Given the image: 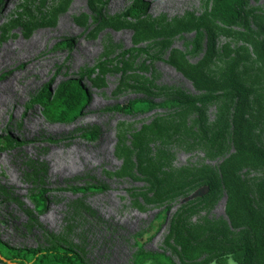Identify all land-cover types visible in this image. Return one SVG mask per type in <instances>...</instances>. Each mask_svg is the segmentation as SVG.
Listing matches in <instances>:
<instances>
[{
	"label": "rangeland",
	"instance_id": "1",
	"mask_svg": "<svg viewBox=\"0 0 264 264\" xmlns=\"http://www.w3.org/2000/svg\"><path fill=\"white\" fill-rule=\"evenodd\" d=\"M134 1L4 0L0 5V49L10 40L28 46L41 33L30 56L51 55L54 59L42 76L21 89L14 104L0 111V240L7 245L41 248L57 239L72 245L89 264H131L140 249L164 252L175 264H202L207 254L185 257L171 233L179 213L192 223L220 221L235 237L243 228L231 223V197L224 187L205 205L196 204L198 189L166 200L154 198L137 170L133 135L169 111L153 108L124 113L112 107L133 99L157 101L176 92H203L170 64L169 58L176 56L192 66L202 63L204 73L212 77L227 76L230 63L236 62L235 72L251 93L255 108L263 111L264 59L257 54L264 47L262 0H248L246 16L231 26L207 16L212 0H138L146 9L136 19L124 15ZM61 20L71 26L69 30L58 29ZM197 32L200 38L195 48ZM64 41L65 47L59 45ZM79 42L86 50L77 56ZM23 67V61L8 63L0 56V86ZM68 78L80 80L88 101L73 120L49 121L32 98L43 85L49 84L53 91ZM217 106L216 101L205 105L209 122L215 119ZM90 107L94 109L87 116ZM30 111L41 124L35 139L20 134ZM194 113L188 114L192 122ZM261 118L256 122L258 129L262 128ZM89 132H95V137L86 136ZM166 140L168 167L174 169L204 164L220 175L223 163L235 150L230 142L223 153L208 156L191 138L170 136ZM150 141L152 150L159 146V139ZM102 143L105 161L95 155ZM77 152L90 156L85 164L78 160ZM238 175L251 187L254 205L262 206L264 212V165L244 166ZM33 176L38 184L31 180ZM86 185L101 188L92 192L77 189ZM36 188L46 190L40 212L29 196ZM77 201L89 206L93 214L77 209ZM26 209L35 211L37 223L28 221ZM255 235V246L264 249L260 244L264 232L262 237ZM230 257L226 255V264ZM144 264H152V260ZM250 264H264V253L256 254Z\"/></svg>",
	"mask_w": 264,
	"mask_h": 264
},
{
	"label": "trees",
	"instance_id": "2",
	"mask_svg": "<svg viewBox=\"0 0 264 264\" xmlns=\"http://www.w3.org/2000/svg\"><path fill=\"white\" fill-rule=\"evenodd\" d=\"M3 1L0 0V5ZM247 1L212 0L207 16L226 26L238 24L246 16ZM262 4L264 7V0ZM145 9L146 5L136 0L125 10L124 15L136 19ZM199 38L200 32H197L193 39L195 48H198ZM59 45L65 47L67 43L60 42ZM257 54L264 59V47H259ZM169 62L204 91L198 95L176 92L157 101L133 99L112 108L124 113L153 108L169 111L163 116L155 117L133 135L137 149V170L148 182V189L154 198L166 200L198 189L194 194L196 204L205 205L222 187L230 194L231 223L243 227L238 236L230 235L229 228L220 221L192 223L179 213L172 224L171 233L180 245L182 254L187 258H194L205 253L207 257L202 264H207L214 258L218 264H226L227 254H230L236 264H250L256 254L264 253L261 246L259 249L255 246L253 237L254 234L259 237L263 235L264 212L262 206L254 205L251 187L240 179L238 171L244 166L257 168L264 165V110L255 108L252 97H249L251 93L241 81L240 75L235 72L236 62L230 63L227 76L219 77L204 73L202 63L192 66L176 56L169 58ZM88 98L87 89L80 80L68 78L62 80L53 91L49 84L43 85L32 101L40 106L45 119L69 122L80 114ZM211 101H216L218 106L215 119L209 122L204 107ZM191 111L195 112L194 122L188 119ZM259 118L262 120L261 129L256 124L260 123ZM86 136L95 137V132H89ZM170 136L179 140L193 139L195 144L205 149L208 156L223 153L230 142L235 150L223 163L220 175L204 164L174 169L168 167L169 159L165 150L166 138ZM155 139H159V146L152 150L149 142ZM6 143L11 142L6 138ZM31 180L38 184L36 177L33 176ZM100 188L86 185L77 189L92 192ZM45 192L43 188H36L29 193L37 212L44 206ZM76 206L77 209L93 214L91 208L82 201H77ZM26 210L28 221L37 223L35 211ZM260 244L264 246L263 238ZM1 259L5 264H89L72 245H63L57 239L41 248H15L0 240V261ZM148 259L152 260V264H175L164 252L142 249L134 253L131 264H144Z\"/></svg>",
	"mask_w": 264,
	"mask_h": 264
},
{
	"label": "bare ground",
	"instance_id": "3",
	"mask_svg": "<svg viewBox=\"0 0 264 264\" xmlns=\"http://www.w3.org/2000/svg\"><path fill=\"white\" fill-rule=\"evenodd\" d=\"M182 1L183 0H179V2ZM71 11H72V7L69 8L68 13H70ZM70 27L67 21L61 20L58 29H60V31L61 29L69 30ZM40 37H41V33L34 35V38H32L31 41L28 42L32 44L25 47L22 44H20V43H25L21 40H15V41L10 40V42L1 46L0 56L2 57L5 56V62L13 63L15 61H23L24 67L18 74H16L15 72L11 73V75L5 80L4 84L0 86V111L6 108L8 104H14L16 100L20 97L23 88H27L30 84H32L35 80H37L40 76H42V73L47 68L48 64L53 63L54 59L50 57L51 55L50 56L41 55L38 58H33L32 56H30L31 53L34 52V49L37 47V43L40 42L39 40ZM79 43L80 44H78V53L76 54L77 56H79L86 50L85 45L81 42ZM93 109L94 107H90L89 109H87V112H85L87 113L86 115L87 116L92 115L91 113L93 112L92 111ZM40 129H41V124L39 120L32 114L31 111L28 112L26 114L24 123L21 125L20 134L22 136L35 139V132L36 130H40ZM104 137H106L107 139L108 135L105 134ZM103 144L104 143H102L99 149L95 150L96 152L95 155L96 156L100 155V158L99 157L97 158L101 160L104 159L105 161L107 157L105 153V145ZM76 157L82 164H85L86 160L90 156L83 155L80 152H77ZM63 169L66 170V168Z\"/></svg>",
	"mask_w": 264,
	"mask_h": 264
},
{
	"label": "water",
	"instance_id": "4",
	"mask_svg": "<svg viewBox=\"0 0 264 264\" xmlns=\"http://www.w3.org/2000/svg\"><path fill=\"white\" fill-rule=\"evenodd\" d=\"M207 264H218L217 262H216V259L214 258V259H212L209 263H207ZM227 264H236L233 260H232V258L230 257V258H228V262H227Z\"/></svg>",
	"mask_w": 264,
	"mask_h": 264
}]
</instances>
